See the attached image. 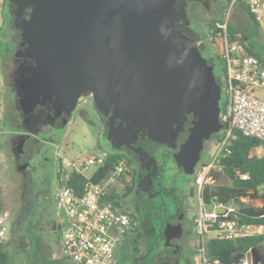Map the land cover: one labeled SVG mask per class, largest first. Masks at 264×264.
Listing matches in <instances>:
<instances>
[{
	"label": "water",
	"instance_id": "obj_1",
	"mask_svg": "<svg viewBox=\"0 0 264 264\" xmlns=\"http://www.w3.org/2000/svg\"><path fill=\"white\" fill-rule=\"evenodd\" d=\"M190 1L8 0L10 14L16 5L12 24L21 34L15 57L25 58L15 81L19 109L28 114L53 103L57 114L70 116L80 98L92 97L101 112L113 110L127 131L168 143L182 115L193 113L195 127L175 155L193 174L205 141L223 127V87L214 65L185 33ZM166 227L168 245L182 224ZM248 256L264 263L257 247Z\"/></svg>",
	"mask_w": 264,
	"mask_h": 264
},
{
	"label": "built area",
	"instance_id": "obj_2",
	"mask_svg": "<svg viewBox=\"0 0 264 264\" xmlns=\"http://www.w3.org/2000/svg\"><path fill=\"white\" fill-rule=\"evenodd\" d=\"M237 3L246 6L264 40V0H232L231 7ZM229 16L227 14L224 22L216 24L211 31L212 40L221 41L220 56L225 63L221 81L228 95V106L221 114L223 136L217 156L198 169L195 179L199 213L194 220V233L204 264H212L206 250L210 239L235 240L264 234V225L238 219L239 208L234 201L209 204L202 197L205 184L213 181L212 169L216 158L223 150L230 152L227 145L235 138V130L264 141V99L258 95V91L264 89V62L248 52L242 41L232 35L228 26ZM2 89L0 87V113L3 108ZM52 145L58 172L56 199L66 212L60 239L62 255L71 264H116L118 248L138 224L120 201L132 179L130 162L125 157L110 161L115 152L99 145L95 153L87 155H70L60 144ZM92 167L95 169L88 175L87 171ZM106 167L108 171L103 175L101 170ZM237 174L243 179L249 178L248 173L240 170ZM77 175L83 178L82 183L75 182L80 184V189L70 185ZM208 205L214 208L209 210ZM218 207H224L226 212L219 213ZM231 213L236 215L231 216ZM8 237L7 213L0 208V244H4ZM248 253L239 264H254Z\"/></svg>",
	"mask_w": 264,
	"mask_h": 264
},
{
	"label": "flooded vegetation",
	"instance_id": "obj_3",
	"mask_svg": "<svg viewBox=\"0 0 264 264\" xmlns=\"http://www.w3.org/2000/svg\"><path fill=\"white\" fill-rule=\"evenodd\" d=\"M196 1L206 5V7L209 2V0H194L193 2ZM15 9L16 5L11 6V10L13 11V14H10L11 23L14 19ZM25 13L28 14L29 9ZM192 21L193 19H190L188 16L184 22L185 33L193 41L194 45L199 48L201 54L207 58L208 62L213 64L206 47V43L210 44L211 41H207L198 32ZM11 31V36L17 35V37L14 38L15 45L11 53L13 55L10 56L12 67L9 70V80L5 82L4 93L6 91L14 93V111L16 114H12V119L16 123L17 131H14L11 139L13 158L15 167L23 178L22 187H28V193H31L35 184L32 173L37 168L32 164V160L42 150V147L36 141V136L44 131L45 128L54 130L65 127L70 122L71 115H73L77 108L70 116L64 112L57 114L53 103L40 105L36 110L28 114L19 109L15 81L18 69L24 64L25 58L15 57V52L21 47L20 30L16 29L12 24ZM201 39L203 42L200 41ZM21 49L25 50L24 46ZM88 99L98 119V125H100L97 126L101 139L107 141L111 150L117 151L127 158L133 171L132 179L123 197L126 200V208L131 211L137 219L138 224L136 229L125 238L118 248L116 264H192L191 258L194 255L192 253V249L194 248L192 243L196 239L194 236V221L190 222L185 228L184 220L188 211L192 207H195L194 202H190V199L194 197V177H196L198 169L208 158L207 155L212 154L216 146L219 149V142L223 136L224 129V123L221 121L222 107L220 122L223 127L220 131L213 133L209 140L205 141V148L206 145L208 147L210 144L209 154H206V148L203 151L201 159L194 167V173L186 174L183 166L178 164L175 155L184 148L191 136L192 129L195 127L197 117L193 113L182 115L181 128L174 134L172 142L168 143L154 139L147 133L140 132L138 135H135L127 131V125L120 118L114 116L113 110H110L108 114L101 112L96 107L92 97L80 98L78 105L81 100L87 102ZM37 109H39L38 114L36 113ZM11 113L9 114L11 115ZM39 114L41 118H38ZM174 127L176 128L177 125ZM121 135H123L122 138ZM112 142L116 146H113ZM44 159H49V157H44ZM217 160L218 157L216 158ZM8 162L5 159L2 167L3 172L6 171L9 165ZM47 162V160H44L42 164L44 169L47 168ZM41 181L49 185L52 183L45 176ZM184 187H187V189ZM22 197L29 205L23 214L18 217L17 221L13 222L10 211L5 210L10 235L14 233L15 227L24 228V225L29 226L30 202L26 193L22 192ZM179 223L182 224V227L174 232L170 243L166 245V226L168 224L177 225ZM25 230L27 231V228ZM188 248L191 251H188ZM209 262L215 264V261L212 262L210 259ZM219 264L221 263L219 262Z\"/></svg>",
	"mask_w": 264,
	"mask_h": 264
},
{
	"label": "rangeland",
	"instance_id": "obj_4",
	"mask_svg": "<svg viewBox=\"0 0 264 264\" xmlns=\"http://www.w3.org/2000/svg\"><path fill=\"white\" fill-rule=\"evenodd\" d=\"M188 11L190 14L189 18L193 19L192 22L194 27L198 29V32H200L207 41H211L210 44L206 43V47L218 77H224L225 63L220 57L222 51L220 45L221 41L212 40L213 36L211 31L214 29V25L224 22L227 14L230 15L228 26L232 25L236 33V38L240 40L243 38L249 45H253L264 55V40L261 33L256 28L246 8L240 3L231 7V3L227 0H209L206 7V5L197 1H190ZM9 35L10 32L8 33V36ZM11 49L13 50V46H10L4 60L2 59L5 82L9 80V70L12 67L10 56L13 54H11ZM2 90V98L4 95L5 97L0 115V208L10 211L12 221L15 222L29 205L28 202L23 200L22 192L26 193L30 202L28 217L29 226L24 225V228L15 227L14 233L12 235L9 234L7 243L6 245L4 244L5 248L10 254L12 264H71L67 260L62 261L58 258V254L62 252L60 239L62 226L64 222H66V212L64 207L60 205L56 199L58 172L52 143L60 144L70 155H87L95 153L98 145L102 148H110L107 141L101 139L99 135L98 126L100 125H98V119L90 105L91 102L89 99L87 102L81 100L77 109L74 111L73 115H71L70 122L65 127L54 130L45 128L44 131L36 136V141L40 147H42V150L36 154L32 160V164L37 168L32 173L35 182L33 191L28 193V187L25 188L21 185V183H23V178L15 167L16 165L11 146V139L16 130V123L12 119V114H16L14 111V93H8V91L4 93V88ZM258 95L264 99V89H260ZM226 98V93L224 91L222 93L221 106L225 103ZM9 113H11V115ZM99 129H101V127H99ZM209 145L208 147L206 145V154H209ZM253 151L254 153L256 151L255 154L258 156H264V145L257 147V149H253ZM217 154L218 147L216 146L213 153L207 155L208 158L204 164L214 160ZM44 157H49V159H44ZM5 159L9 161V165L4 173L2 167ZM44 160L48 161L46 169H44L42 165ZM94 169L95 167L89 169L87 174H92ZM199 169H201V167ZM218 171L219 167L217 160L214 162V167L212 169L213 181L208 184L214 186L229 184L230 180L223 175H220L216 179L214 178V173ZM44 176L52 181L50 185L41 181ZM194 179H196V177H194ZM194 185V197L190 199V202L193 201L195 207H192L187 213L184 220L185 228L190 222L194 221V218L197 217L199 213L198 193L196 184ZM184 188L187 189V187ZM260 191L264 192V185L260 187ZM120 201L126 207V200L124 197L120 198ZM242 201L255 207H261L264 204L263 198L252 199L250 197H245ZM207 207L209 210L214 208L213 205H208ZM26 228L27 231L25 230ZM194 236L196 239H194L192 243V245H194L192 249L194 255L191 258V262L192 264H203V259L198 250L197 237L196 235ZM189 250L191 251L190 248H188V251ZM260 252L264 254V242L262 243Z\"/></svg>",
	"mask_w": 264,
	"mask_h": 264
},
{
	"label": "trees",
	"instance_id": "obj_5",
	"mask_svg": "<svg viewBox=\"0 0 264 264\" xmlns=\"http://www.w3.org/2000/svg\"><path fill=\"white\" fill-rule=\"evenodd\" d=\"M227 1L231 3L232 0ZM242 6L246 8L243 3ZM246 10L248 12L247 8ZM10 16L11 15L9 13L7 21L8 33L10 31V35L8 36L9 44H11L9 45V49L10 46H13L14 48V38L17 37V35L11 36L12 23L11 18H9ZM250 17L258 29V25L254 21L253 17L251 15ZM214 27H216V25H214ZM229 30L233 36L236 34L232 25H229ZM241 41L248 52L257 55L264 62V55L260 53L256 47L249 45L243 38ZM226 97L225 103L223 106H221L223 111H225L228 106L227 93ZM36 113H39V109H37ZM38 118H41L40 114L38 115ZM234 135L235 138L231 139L227 145V148L230 149V152H227L226 150L222 151V154L218 158L219 171L214 173L215 179L220 175H223L230 180V183L218 186L205 184L202 190V197L204 201L209 204L212 202L228 204L231 201H234L238 205L239 210L237 211V216L241 222L264 225V204L261 207H255L242 201V199L245 197H250L252 199H264V192L260 191V187L264 185V156L252 154L253 149L264 145V141L256 137L245 135L238 130L234 131ZM114 152L116 154L113 153L111 155L110 161H113L118 157H124L117 151ZM238 170L248 173L249 178H241L237 174ZM107 171L108 168L106 167L101 170V173L104 175L107 173ZM76 180L79 181V183H82L83 178L78 175L73 177L70 185L80 189L81 186L80 184L78 185L75 183ZM263 242L264 234L235 240H221L213 238L207 243V256L212 262L218 260L221 264H239L240 261L245 257V254L248 253L252 248L257 247L259 250H261ZM0 264H12L10 254L5 248L4 244H0Z\"/></svg>",
	"mask_w": 264,
	"mask_h": 264
},
{
	"label": "crops",
	"instance_id": "obj_6",
	"mask_svg": "<svg viewBox=\"0 0 264 264\" xmlns=\"http://www.w3.org/2000/svg\"><path fill=\"white\" fill-rule=\"evenodd\" d=\"M8 14H9L8 0H0V87L4 89L6 85H5V75H4V68H3L2 61L4 60V57L6 56L7 51L9 50V38H8V30H7L8 29V26H7ZM255 153L253 151L252 154H255ZM6 243L7 241L4 244L6 245ZM58 258L61 259L62 261L63 260L68 261V259L62 255V252L58 254Z\"/></svg>",
	"mask_w": 264,
	"mask_h": 264
}]
</instances>
